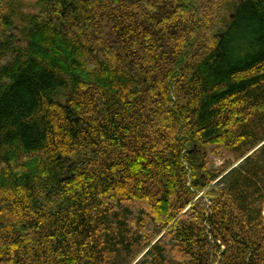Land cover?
Segmentation results:
<instances>
[{"label": "trees", "instance_id": "1", "mask_svg": "<svg viewBox=\"0 0 264 264\" xmlns=\"http://www.w3.org/2000/svg\"><path fill=\"white\" fill-rule=\"evenodd\" d=\"M32 6L0 0V264H264V0Z\"/></svg>", "mask_w": 264, "mask_h": 264}, {"label": "rangeland", "instance_id": "2", "mask_svg": "<svg viewBox=\"0 0 264 264\" xmlns=\"http://www.w3.org/2000/svg\"><path fill=\"white\" fill-rule=\"evenodd\" d=\"M24 5L26 6V9H31L33 8V4L37 0H21ZM213 148H209V153H208V163H209V168L211 170L220 168L224 163L227 161L234 162L233 156L229 154L228 152L224 150H218L215 148V151H212Z\"/></svg>", "mask_w": 264, "mask_h": 264}]
</instances>
